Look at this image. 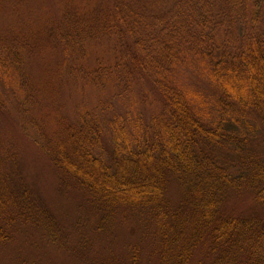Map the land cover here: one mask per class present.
Here are the masks:
<instances>
[{"label": "trees", "instance_id": "1", "mask_svg": "<svg viewBox=\"0 0 264 264\" xmlns=\"http://www.w3.org/2000/svg\"><path fill=\"white\" fill-rule=\"evenodd\" d=\"M85 2L41 18L40 33L0 35V112L82 191L97 229L117 213L140 224L126 245L132 264L144 244L154 264H264V219L225 213L242 191L264 204V151L253 143L264 134V0ZM100 39L111 55L91 58ZM18 156L0 135V244L31 227L58 247L55 216ZM108 260L86 264H120Z\"/></svg>", "mask_w": 264, "mask_h": 264}, {"label": "rangeland", "instance_id": "2", "mask_svg": "<svg viewBox=\"0 0 264 264\" xmlns=\"http://www.w3.org/2000/svg\"><path fill=\"white\" fill-rule=\"evenodd\" d=\"M85 1L87 0H0V35L8 36L14 29L23 30L27 27L29 29L27 28L26 33L31 35L40 33L42 28L39 20L51 17L50 19L55 21V18L59 19L64 9H86L88 5ZM100 1L102 0H90L91 4ZM8 37H11V34ZM99 41L91 51V58H95L99 52L111 55L108 41L105 39ZM43 52L34 51L33 55L30 54V69L37 71L40 64L46 60ZM64 88L60 100L65 105L66 112L72 116L75 112L72 107L73 99L68 97L72 90L68 86ZM138 90L142 92L141 89ZM0 135L6 136L17 146L19 152L17 167L22 171L21 176L34 196L40 198L43 206L55 216L62 240L57 247L45 240L41 230L26 228L25 232L20 234L16 232V235L20 236L15 240L8 244H0V264H76L79 260L73 254L76 252L83 260L89 259L86 263L93 261V258L94 261L114 258L120 264H132L126 254L128 250L126 245L142 237L140 224L136 223V220L117 213L110 219L111 228L100 231L96 228L97 216L86 207L82 191L64 183L62 173L53 167L38 148L23 137L15 118L2 112ZM253 143L259 151H264V134L257 136ZM179 194L177 185L172 184L167 193L171 205L177 203ZM225 213L257 214L264 219V204L255 201L250 192L242 191L233 194L227 200ZM150 250L151 247L146 244L139 248L137 264H154L146 261ZM132 252V249L129 250V255H133Z\"/></svg>", "mask_w": 264, "mask_h": 264}]
</instances>
